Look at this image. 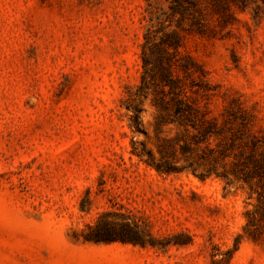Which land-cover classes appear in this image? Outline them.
<instances>
[{
	"label": "rangeland",
	"instance_id": "374dc122",
	"mask_svg": "<svg viewBox=\"0 0 264 264\" xmlns=\"http://www.w3.org/2000/svg\"><path fill=\"white\" fill-rule=\"evenodd\" d=\"M197 2L205 33L189 15L181 49L205 73L186 85L226 134L198 142L152 93L130 127L147 0H0V264H264L229 145L264 134V5Z\"/></svg>",
	"mask_w": 264,
	"mask_h": 264
},
{
	"label": "trees",
	"instance_id": "16d2710c",
	"mask_svg": "<svg viewBox=\"0 0 264 264\" xmlns=\"http://www.w3.org/2000/svg\"><path fill=\"white\" fill-rule=\"evenodd\" d=\"M166 1L168 9L164 8L157 14L159 1L147 0L142 18L145 21V32L140 53L143 67L141 81L137 90L129 93L122 101L130 111V127L135 132H141L142 109L139 99L147 98L152 93L159 109V122H175L187 131L192 128L196 131L193 134L196 142L207 140L211 135L226 137L223 126L205 116L200 103L188 93L186 85V79L192 77L194 70H199L203 74L205 69L192 56L182 52L183 39L179 29L184 28V19L192 14L193 23H199V30L205 33L203 26L206 24V15L197 0ZM257 1L264 5V0ZM206 3L212 11L227 16L230 14L232 3L244 9L249 0H206ZM260 3L257 4V9H260ZM176 15L179 17L174 27L171 22ZM167 20L170 22L166 23ZM244 129L250 130V127L244 124L243 129L236 131ZM236 135L237 133L229 134L231 139ZM248 137L249 139L240 143H236L235 140L229 142L232 148L238 149L235 153L237 160L234 174L249 184L252 190L257 191L258 200L264 210V134L249 132ZM156 168L165 172L175 170V167L167 165L165 161L158 163Z\"/></svg>",
	"mask_w": 264,
	"mask_h": 264
}]
</instances>
